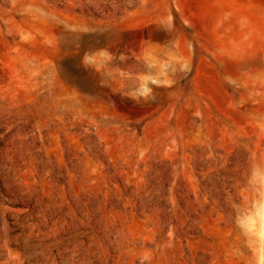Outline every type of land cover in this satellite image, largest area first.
I'll use <instances>...</instances> for the list:
<instances>
[{
  "label": "rangeland",
  "instance_id": "rangeland-1",
  "mask_svg": "<svg viewBox=\"0 0 264 264\" xmlns=\"http://www.w3.org/2000/svg\"><path fill=\"white\" fill-rule=\"evenodd\" d=\"M47 121L31 179L81 219L1 213L0 264H264V0H0V145Z\"/></svg>",
  "mask_w": 264,
  "mask_h": 264
},
{
  "label": "bare ground",
  "instance_id": "bare-ground-1",
  "mask_svg": "<svg viewBox=\"0 0 264 264\" xmlns=\"http://www.w3.org/2000/svg\"><path fill=\"white\" fill-rule=\"evenodd\" d=\"M64 122L65 121H63L62 123L63 125H65ZM74 122H76V120H74ZM40 124H44V123H40ZM58 126H60L58 123L52 125L50 122L47 121L45 125L39 126L38 132L36 130V127L30 128L34 136V139H32L31 141H29L30 138L29 140H27L30 134L29 130H27L24 127V125L21 123L12 126L8 131V133L2 135L5 138V140L3 139L5 142L3 141L4 143L0 145V167H1L0 170H1V174H3L1 176L3 183L2 185L0 184V197L10 200V202L16 203V205L17 203L18 204L21 203L25 207L18 209H11L9 207L3 206L0 203V242L3 240V233L1 231L3 229L1 227V223H2L1 213L5 217V215L8 212L13 211L15 217L13 218L14 221L13 219L12 221L14 225L19 224L22 227V231H23L22 237L25 238V241L31 242L37 240L38 243H36V245H40L42 246V248L44 247L45 249L47 247L46 245L47 243L45 244L44 242L45 239L51 238V236L55 238L57 237V235L62 236L60 233L65 228V225H70L75 223L74 219H81L80 214L78 217L77 215L78 213H76V210L73 208L69 213H65L64 211L65 209L62 207V204H60L58 206V209L55 210L54 213H56V216L54 214L53 215L55 217L52 216L50 211V209L52 208V206L50 208L51 204L48 205L46 204L47 202L45 203L43 197L35 189L34 181L31 179L30 176L33 173V169L31 165H33V162L35 160L36 162L40 160L42 156L39 153L43 148L42 144L44 143V137L48 134L52 135L54 133L53 132L54 130L55 131L58 130ZM2 127L3 126H0V130ZM39 143L41 145H39ZM3 224H5L6 226L9 225V223L6 222L5 223L3 222L2 225ZM47 228L48 229L50 228L52 233L48 232ZM7 231H8L7 235H9L11 229L8 227ZM9 239L10 237L8 236L7 240ZM59 239L61 240L62 244L58 246V248H59V253L64 260V264H73L78 260L76 259V249L72 248L71 246V244L76 240H71V239L66 240V239H62L61 237H59ZM83 243L85 244V241ZM90 244H92V242ZM19 252L20 251H18V253ZM46 255L47 254L45 253L44 249L40 251L37 250L36 258L38 262L32 261L33 262L32 264H44V260L42 261V259H44ZM11 260H13L12 264H24L25 262L23 260L22 255H19V257L17 258H12ZM53 261L54 262L50 264H54L56 259L53 258ZM10 262L11 261H8L9 264ZM56 262L58 263V261Z\"/></svg>",
  "mask_w": 264,
  "mask_h": 264
}]
</instances>
